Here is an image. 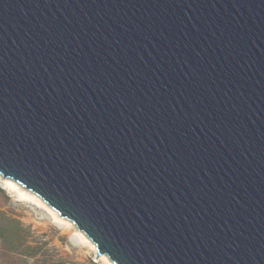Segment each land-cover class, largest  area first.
<instances>
[{"label": "water", "instance_id": "obj_1", "mask_svg": "<svg viewBox=\"0 0 264 264\" xmlns=\"http://www.w3.org/2000/svg\"><path fill=\"white\" fill-rule=\"evenodd\" d=\"M0 176L112 264H264V0H0Z\"/></svg>", "mask_w": 264, "mask_h": 264}, {"label": "rangeland", "instance_id": "obj_2", "mask_svg": "<svg viewBox=\"0 0 264 264\" xmlns=\"http://www.w3.org/2000/svg\"><path fill=\"white\" fill-rule=\"evenodd\" d=\"M42 202L0 176V226L5 233L0 239V264H112L106 257L96 258L91 242ZM12 220L18 227L8 224Z\"/></svg>", "mask_w": 264, "mask_h": 264}, {"label": "bare ground", "instance_id": "obj_3", "mask_svg": "<svg viewBox=\"0 0 264 264\" xmlns=\"http://www.w3.org/2000/svg\"><path fill=\"white\" fill-rule=\"evenodd\" d=\"M22 191V190H21ZM21 191H19V192H21ZM23 195V194H22ZM25 195V194H24ZM40 199V198H39ZM37 202V201H36ZM39 202H41V201H39ZM38 202V203H39ZM43 203V202H42ZM47 207V206H46ZM49 210H51V209H49ZM53 213V216H58L56 213H55V211H51V214ZM60 218V217H59ZM58 219V218H57ZM73 225V224H72ZM72 225H70V224H68L67 226L68 227H72V228H74ZM74 231H76L75 229H74ZM77 232V231H76ZM81 237L85 240V237L83 236V235H81ZM86 241V240H85ZM89 243V242H88ZM89 246L94 250V251H96V249H95V247H94V245L93 244H91V243H89ZM102 258V260H104L105 261V257H101Z\"/></svg>", "mask_w": 264, "mask_h": 264}, {"label": "trees", "instance_id": "obj_4", "mask_svg": "<svg viewBox=\"0 0 264 264\" xmlns=\"http://www.w3.org/2000/svg\"><path fill=\"white\" fill-rule=\"evenodd\" d=\"M9 225H11L12 227H18V223L14 220L9 221L8 223ZM7 229V227H6ZM5 238V233H4V228L0 226V239H4Z\"/></svg>", "mask_w": 264, "mask_h": 264}]
</instances>
